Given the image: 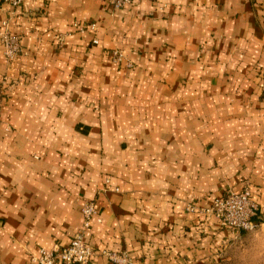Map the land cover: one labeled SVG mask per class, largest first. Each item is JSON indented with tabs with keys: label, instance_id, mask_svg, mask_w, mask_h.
Listing matches in <instances>:
<instances>
[{
	"label": "crops",
	"instance_id": "1",
	"mask_svg": "<svg viewBox=\"0 0 264 264\" xmlns=\"http://www.w3.org/2000/svg\"><path fill=\"white\" fill-rule=\"evenodd\" d=\"M262 66L264 0L0 1V81L25 76L0 105V264L67 246L86 198L89 264H264ZM247 179L257 228H221L207 210Z\"/></svg>",
	"mask_w": 264,
	"mask_h": 264
},
{
	"label": "built area",
	"instance_id": "2",
	"mask_svg": "<svg viewBox=\"0 0 264 264\" xmlns=\"http://www.w3.org/2000/svg\"><path fill=\"white\" fill-rule=\"evenodd\" d=\"M12 6L21 5L24 0H0ZM135 0H108L109 4L119 9ZM5 31L1 38L4 46V55L8 60L15 59L22 51L20 37L11 34L8 30V22L3 21ZM81 31L90 29L96 30L95 24L78 25ZM59 37V41H63ZM97 42V40H95ZM117 55V52H115ZM193 210V207L189 208ZM216 215L220 225L224 229L236 230L237 232L253 231L259 223V206L253 197L249 186L240 189H229L213 201L212 206L207 210ZM98 213L96 201L88 200L82 208L83 225L73 236L67 246L56 244L53 248H42L38 255L33 257L36 264H89L97 255V251L87 242L86 231L91 226V220ZM112 262L125 263L126 256L117 253H107Z\"/></svg>",
	"mask_w": 264,
	"mask_h": 264
},
{
	"label": "rangeland",
	"instance_id": "3",
	"mask_svg": "<svg viewBox=\"0 0 264 264\" xmlns=\"http://www.w3.org/2000/svg\"><path fill=\"white\" fill-rule=\"evenodd\" d=\"M3 2V1H2ZM8 24H9V21H8ZM9 31H10V29H8ZM10 33L11 34H13L11 31H10ZM14 35H16V36H18V37H20L19 35H17V34H14ZM60 36H62L63 38H65V36H63V35H60ZM64 40V39H63ZM1 41H2V38H1ZM60 42V44H62L63 43V41L61 42V41H59ZM2 44H3V41H2ZM22 49H23V47H22ZM117 51V55L115 54V52ZM22 53V51L19 53V55ZM18 55V56H19ZM3 56H4V60H6L7 62H12L13 60H8L6 57H5V55H4V46H3ZM17 56V57H18ZM16 57V58H17ZM15 58V59H16ZM112 62H113V64L116 66V68H117V70H118V72H119V74L120 75H125L126 73H128L130 70H132L133 68H134V66H135V64L133 63V61L132 60H130V59H128V58H126L125 57V55L124 54H122V52L120 51V50H113V58H112ZM262 71H264V66H262ZM25 78V76L23 75L22 77H17V78H11V77H9V76H3V78H2V80L0 81V105L1 104H3V103H1V102H3L4 100H6V99H8L9 98V90L13 87V86H15V85H17L22 79H24ZM34 78H37V75H35L34 76ZM196 79L197 80H200V79H202V78H200V76L199 75H197L196 76ZM161 80H164V81H166L167 80V78L165 77V78H163V79H161ZM96 111L97 110H100V108H98V107H96V109H95ZM250 184H249V181H248V179L245 181V183H244V185L242 186V187H240V188H243V187H246V186H249ZM240 188H235V187H233V186H231V185H229V186H226V188L224 189V191H223V194L225 193V191L226 190H229V189H240ZM222 194V195H223ZM89 200V198H86L85 199V202L86 201H88ZM222 228V227H221ZM224 229V228H223ZM248 232H250V231H248ZM242 233H245V232H242ZM236 241H239V239H236ZM254 243H259L258 241H255ZM109 253H117V254H121V255H125V253H123V252H119V251H108ZM111 261V260H110ZM112 262V261H111ZM114 264H124V263H117V262H113ZM234 264H237V263H234Z\"/></svg>",
	"mask_w": 264,
	"mask_h": 264
}]
</instances>
